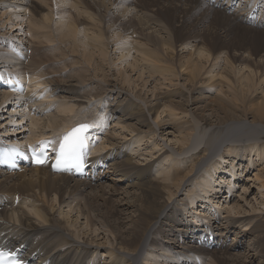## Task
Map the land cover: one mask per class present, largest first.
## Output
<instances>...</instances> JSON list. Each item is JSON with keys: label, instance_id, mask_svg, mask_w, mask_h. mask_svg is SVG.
<instances>
[{"label": "bare ground", "instance_id": "6f19581e", "mask_svg": "<svg viewBox=\"0 0 264 264\" xmlns=\"http://www.w3.org/2000/svg\"><path fill=\"white\" fill-rule=\"evenodd\" d=\"M42 1L43 0H41V2ZM44 1L45 3L49 4L51 8L53 6L56 10H59V16L58 14V17L56 16V19L58 21L55 26V32H58L59 37L75 38L81 33L82 25L80 22L83 19H81L80 16H83L86 13H89L90 11L87 7H85L86 0ZM155 1H157L155 5L157 7V10L162 13V15L160 14L162 21L166 22L167 24V27L165 28L166 35L167 37L169 36L171 38L170 34L172 35V31L169 28V24L173 22L176 23L178 19L179 25L184 26L183 23H185V19L184 17L180 19L175 15L167 14L173 9V6H185L183 4L185 0H173L171 1V3L170 0ZM191 1L195 2L196 8L193 6H186L187 8L192 9L194 11H200L201 9L205 10V14L202 15L196 27H198V25H200L201 23L203 24L205 19L210 17L208 16V14H212L214 16L215 24L219 28L216 27L209 29L210 33L214 35H212V37H217L221 40L227 41L229 38L227 30H225L221 26L223 23L225 24V22H232L233 26H235L241 32H244L246 35H248V37H252L253 48L256 53L264 44V35H262L264 34V0H248L247 2H244V0H239V2L238 0ZM236 1L238 2L237 10L233 8L234 3H236ZM6 3H8L9 6L23 10L24 12L30 11L31 14L35 18H37V20L38 18H40L41 23L40 25H38L40 28L49 27L48 24L51 22L52 17H48L49 15H45L44 17L42 16L43 18L40 17V15H38L37 13L38 11L36 10L40 8L44 9V7L42 4L37 3L35 0H18L17 3H12V0H0V6L5 5ZM76 5H78L79 8L75 7ZM158 5H160L161 7H159ZM213 8H217L218 10H215ZM68 10H70V14L74 16L75 20L73 19L74 21L72 22L68 21V18L66 17V15H68ZM150 12L153 14L152 16L148 12V15L151 16L150 18L153 19L154 17V19H156L157 16L155 15V18L154 11ZM90 16L91 15H89V17ZM161 19L158 18V20ZM130 26L131 25L128 24V27ZM206 32H208V30ZM127 34L130 37L134 35V32L130 30ZM145 37L152 44L149 45L150 48L138 49L134 46H121V48L117 50V53L120 56H123L124 53H131L132 50H137L136 52L140 54L142 61L152 62L154 64V66H152V76L156 75V73H159L164 77H168L170 84L173 83L175 78L178 79L180 77H187V80L191 82V85L194 82L197 84L204 78V76L207 75L210 76L208 78V81H211L213 79L215 80L217 76H221V79L223 78L225 81L228 80V82L232 84L231 86L233 93L230 92V95L232 93L231 100H227L229 95H226L227 98H221L218 95V98L214 97V99L212 96H205V93H201V95L195 96L198 93L195 91V89L198 90L197 86L196 88L191 90V92L189 91L188 93H185V91L183 90H180V92L178 93L175 92V94L172 93L173 95H171V97H164L160 94L161 97H158L160 95L156 96L158 97L156 99H158L159 104L157 103L156 106L153 105L149 107V112L153 115H156V121L159 118L158 116L162 107L164 108V110L166 108L169 109V112L171 111L172 113L170 114L174 116L173 113L177 115V111L181 112V114H187V111L184 110V106L191 107L199 103L202 104L201 106L203 108H199L202 112L207 113L211 111V114H209L210 116L201 115L202 112H200L194 115L199 118L202 122L209 124V126L211 124V127L215 126V128L219 130L222 129L221 131L231 127L237 130L241 129L242 131L255 135L258 141L264 140V68L259 69L258 67H252L250 64H248V60L243 57L241 58V64L239 65L238 69L236 68L235 61L232 58V63L234 64L236 70H238L239 75L241 72H244L245 69H247L246 71H249V73H246L247 75L245 76L241 74L244 76H241L243 79H241V77L240 79H236V76L234 77L232 73H227L225 71V73L218 72L215 74V69H218L217 66L213 65L210 70L206 69L205 66L210 64V59L212 58L213 61L219 60L221 58L220 56L222 55V53H219L216 49H210L206 42L204 44H200L198 39L199 37L194 38L190 35H186L189 40L184 41L181 44V48L183 50L189 49L188 52L190 54V59L186 63H182L180 61L179 70L178 66L175 65L174 62L168 63L169 60L164 58V54L160 52L162 50H165L166 47H170L173 45L167 37L159 39L156 38V36L151 35V33H147L146 35H144V38ZM93 39H96L98 42L97 36H95V38H91V40ZM11 41L12 43H10ZM11 41H5L6 43L4 41H0V75L2 77L5 78L6 75H9L13 78L17 77L20 81L21 78L24 79L27 77L26 75H29L28 78L30 84L31 81L34 79H47L48 81H46L50 85L48 87L51 90H49L48 88L46 89H48L47 93H50V96L56 97V95L62 93L65 95V97L63 98H65L66 100H72L75 103L73 105L66 104V109L64 110V112L72 114V117L70 119H65L55 115H49L46 123L43 124L42 120L36 119L37 117L34 115L40 114V116H42L45 112V114H48L50 111L48 110L49 107L42 108L43 104L35 102V98L30 96L29 94H27L26 96L14 94L8 89V87L4 88L3 86H0V98L2 101H0V111L3 110V112H5L4 108L14 106V110L12 112L9 111V113H14L12 115L13 117L11 118V120L13 122L18 121V124L16 126H21L26 123V127L25 125H23V130H15V133H13L14 131L9 129L8 132L1 133V136H14L12 134H9L13 133L16 134L17 137L12 138L10 140L0 137V150L16 149L18 145H21L22 148L23 144H34L36 142L41 141L42 139H54V137L61 134L62 131L67 132L78 122H87L86 118L88 115H79L75 108L78 107V110H80V108H83L86 105L85 100L91 98L92 96L97 97L102 94L105 95L107 91L102 92L103 87L101 85H99V87L97 88L95 87L97 91L92 88H86V80L80 81L81 78L79 76L76 79L77 83L74 85L70 84V82L66 80V83L65 81H56L62 80L63 76L59 73L64 72V70L60 71L58 70V68H51L54 66H58V63L60 62L61 58L58 61V59L53 57L55 53L53 52L54 55H51L48 52L49 47L47 48L46 46H34L33 48H31L28 47V45H24L29 44L28 42H19L18 40ZM81 42L85 50L90 45L86 40H82ZM193 49L195 50V53H191L194 51ZM30 50H32L31 55H29ZM171 51H174V49H171ZM101 52L103 53V51ZM174 52H176V50ZM196 54L199 59L198 61L197 59H195V61H197L195 63L193 61V58ZM202 60H205L206 63L202 64ZM228 61H230V59ZM161 64L167 67V70L158 69L159 65L161 66ZM182 68H184V72H182L181 76L180 73ZM2 73L5 74L2 75ZM238 74L237 77H239ZM223 79L222 81H224ZM217 84L215 82L212 85V88L216 87ZM220 84H223V82H220ZM222 90L223 88L221 89V91ZM207 93L210 92L207 91ZM46 95L47 94L45 93V96ZM110 95L106 97L110 107L108 115L109 117L105 116L101 119L97 118L94 120H90L91 117L90 119L89 117L87 118L90 120L88 121L91 122L89 124L96 127L94 133L90 135V137L93 138L92 148H94V150L92 154L89 153V156L92 155V157L88 161V172L90 174L85 179L74 178L73 176H70L68 174H54L49 170L47 166L28 167L26 165H22L23 167L21 166V172L7 171L1 168L0 166V235H3V238L0 239V244L10 249L22 248L24 258L32 259L31 262L34 261L33 264H88L95 261L97 262L98 258L100 259V257H98V254L100 256V253H104L105 255H107V258L102 259V257L105 256L103 255L99 260L98 264H121L122 262L123 264H152L153 262L156 264H173L169 263V261H173L175 262V264H189V262H192L191 264H246L248 263V260L243 261L244 256L242 255V253H235L236 249L246 247V251L248 252V259L249 257L252 258L251 262L249 263L264 264V215L244 216L242 217L241 221L238 219V217H234L238 219L237 221L231 220V214H228V217L223 219L225 220L223 221L221 219V216L218 215L216 217V227L219 231L217 236V232L214 231L216 230L214 227L215 224H211L209 221V223L207 224L206 222L209 218H206L205 215L198 216V220L199 217L202 220H199V222L194 225L193 222H188V219L195 216L194 213L191 212V209H188V206L182 207L183 203L181 202V206L180 208H178L179 213H181L180 216L176 212V206H171L174 189L177 187L180 190L181 188H183L184 184L190 183L194 180L192 178L190 179L192 175V177H196L195 165L190 164L186 168L180 167L179 163L177 165H171L169 167L160 165V170L158 171L159 176H153L152 168L153 165L156 164V162L158 163L159 158L162 159L163 162L166 161L168 158H170L168 160H172L171 157H173V154L170 155L169 152L166 151L162 155H160V157L156 159L154 163H150L148 165H145L144 167L139 166L131 158L128 152L124 151L123 145H121L120 143H113V136L107 135V143L111 144L110 146H115V151L111 153L117 151L116 155H118L120 160H114L109 164V166L111 167L110 169L114 172L113 177L119 178L110 179L112 175L108 178L105 176L103 170L106 169V166L103 164V155L101 154L102 152H99L103 147H101L102 145H100L99 147L97 146L101 136L103 135V132L100 131L101 123H106L109 119L115 118L114 123L116 125L123 126L122 128L125 129H130V132L137 133L136 136H140L142 134L141 129L145 127L150 130L151 134H154L156 131L154 127H152V125L150 124L149 116L146 114V112L141 106H137V104H134V102L131 101H127L129 102L128 105L124 106L122 104L123 101H115V99H111L112 97ZM254 95L261 96L260 98H257V96L254 97ZM47 97L48 96H46V98ZM180 99L184 101L187 105L182 102H179ZM4 105L6 106L2 107ZM22 107L25 110L29 108V115H27L29 117L26 120H24V117L21 116L19 113H16V111L20 110ZM239 113L240 115H238ZM16 114H18L19 117H17ZM30 114H32L33 116ZM176 115L174 116V118L177 117ZM29 120L31 121L32 134L31 136L26 137V129L30 131ZM193 120H195V118H193ZM249 121L250 123L248 124ZM187 122L188 121H185L186 126ZM39 125L42 126L40 128H43L45 126V129H50L52 133H48V130L41 132L34 131L33 129L39 128ZM183 125L185 124H180V126L179 124H177L176 126V128L179 126L178 129L181 139L178 138V134L176 136L177 139H179L178 142L181 144V151L184 150L185 146H188V144H190V140H192L191 137H193L192 131L194 130V128L192 127L189 129ZM159 127H161V125ZM155 128H157V126ZM18 133L20 135H18ZM53 133H56L57 135H52ZM142 139L143 138L141 137L139 142ZM24 141L27 142L25 143ZM203 141L204 139L201 140L199 137L196 139V141L194 140V143H196H193V145H196L195 148H197L199 145H202L201 143ZM254 142L255 141H250L249 144H256ZM96 146L98 149H101L98 150ZM253 149H255L254 146H249V149L242 147L240 149V152H234L232 150L230 152H227L225 158L227 160L233 159L234 161H237L240 158L238 163L244 165L245 162V168H248V163L250 162V159H248L245 154H242L241 151L252 152L254 151ZM22 151L27 152L28 148L24 146V150L22 148ZM95 151H97L98 153H95ZM106 153L108 154L110 152ZM230 155H232L233 157L229 158ZM262 156H264V152ZM200 159L202 158L198 157L193 159V161L197 162L200 161ZM167 162H169L168 165H170V161ZM180 169H182V171H180ZM220 170L221 164L216 161L215 163L214 161H212L210 171H207L203 176V183H195L196 185L194 187V193L192 197H196V203L192 204L193 209L197 208L199 203H204L205 201H202L203 199L213 198L217 194H220V185L224 182V178L218 176ZM262 171L263 172H259V174H255L254 178L255 182H257L259 185V189L264 191V170ZM28 172H31V175H28ZM231 177V181L236 180V178L238 177L236 170H234V175H232ZM106 180H111L114 182V184L129 182V184H127V188L139 191V193H132L133 191H126L127 195H125V197L132 198L133 201L131 200L126 203L119 202L118 206L124 211H118V209L117 215L116 211H112V213L115 214L117 217L118 213L121 212L119 214L121 216L119 223L121 224L124 221L122 216H126V212H128L129 210H134L135 216H133V219L131 218L133 220L132 226L129 227V229H127L126 231H120L119 229L115 230V228L113 229V226H110L111 224L109 222L108 224L106 221L110 217L106 220H102V217H100V215H97V213L94 214L93 211H96L98 208L94 209V202H91L93 200L86 199V196L83 195L84 192H86L88 189L93 188L92 185L101 188V190L104 191L102 189V185L104 186L102 182ZM216 183L220 185L216 186ZM231 188L232 186L229 185L228 189ZM260 193L264 198V192L261 191ZM108 198L110 197L108 196ZM89 203H92L93 207ZM219 204L221 205L222 202L220 201ZM261 205L264 207V202ZM235 206H230V211H238V215H240V209L242 208V206H240V204H236ZM63 207L70 209L74 207L72 209V212L77 210L78 218H80L81 216L86 220L85 228L91 229L89 231L90 234H86L85 232H83L81 234V238L71 230V228L74 227L75 223L73 224L72 222L71 224L69 223L70 221L67 222L64 219V221H62V219L58 218L59 216H63L61 212V209ZM111 207L109 206L108 208L110 209ZM112 208L110 210H112ZM105 216H108L107 213ZM162 216L164 217L162 218ZM185 217L187 219V223L184 222L183 218ZM115 222L117 223V221ZM157 224H160L158 228L156 227ZM176 224L178 226H176ZM240 225H245L252 228H250V232L245 233L241 231ZM161 227L163 228L162 231H160ZM237 229H240V231L237 232L236 237L241 239L234 241L232 244L228 245L226 242L230 234L235 233ZM80 232L81 231H79V234ZM151 234H153L154 237L151 236ZM101 236L103 237L102 240L105 239L106 241L104 245L100 244L99 242L97 244L96 241L93 242V240L100 238ZM248 236H254V239H251V242L247 245L246 238ZM88 238L89 240L91 238V243L87 241ZM150 238H152V240L149 242ZM81 239L83 240V242L80 243L79 240ZM193 240H196V243H193ZM197 243H199L200 245H198ZM240 243L242 244V246L239 247ZM214 244L215 249L212 248ZM208 258L210 259L207 262ZM112 259L115 260L112 262ZM109 260H111V262H109ZM145 260H147V263H144ZM181 260H183V262Z\"/></svg>", "mask_w": 264, "mask_h": 264}, {"label": "rangeland", "instance_id": "374dc122", "mask_svg": "<svg viewBox=\"0 0 264 264\" xmlns=\"http://www.w3.org/2000/svg\"><path fill=\"white\" fill-rule=\"evenodd\" d=\"M35 1L37 3L42 4L44 9H46L44 10L40 8L36 10L38 11L37 13L38 15H40V17L42 16L44 17L45 15L46 16L49 15L48 17L50 18L52 17L51 22L48 24L50 28L49 27H48L49 29L40 28L38 26L41 23L40 18H38L37 20V18H35L31 14L30 11L24 12L23 10L17 9L15 7H11L9 6L8 3H6L5 5L0 6V41L10 42L11 40H14V41L18 40L19 42H28L29 44H24V45H28V47H31V48H33L34 46H37V47L46 46L47 48L49 47L48 52L51 55H54L53 52L55 53L53 57L58 59V61L61 58L60 60L61 63L59 62L58 66H54L51 68L52 69L58 68V70L60 71L64 70V72L59 73V74H62L63 76L62 80H56V81L66 80V81H69L70 84L74 85L77 83L76 79L79 76L81 78L80 81L86 80L85 82L86 88H92L96 90V88L99 87V85H101L103 87L102 92L107 91V93L105 95L102 94L103 96L102 95L97 96V97L92 96L91 98L85 100L86 105L83 108H80V110H78V107H76L75 110L79 113V115L80 114H82V116L88 115L87 118L89 117L90 119L91 117L90 120H94L97 118L101 119L102 117H105V116L109 117L108 115H109L110 107H109V102L107 101L106 97L111 94L110 95L112 97L111 99H115V101L116 100L123 101L122 104L124 106L128 105L129 102L127 101L134 102V104H137V106H141L146 112V114L149 116L150 124L156 130L154 134H151L150 130H148L147 127H145L141 129L142 134L140 136H136L137 133L130 132L129 131L130 129L127 128L128 129L127 130L125 128H122L123 126L116 125L114 123L115 118L109 119L106 123H101L100 124L101 130L100 129L99 130L103 132V135L101 136L97 146L99 147L100 145H102L101 147H103L102 149L99 148L101 149L99 152H102L101 154L103 155V164L106 166V169H104L103 172L105 173V176L107 178L111 175L112 176L110 179L119 178V177H113L114 172L113 170L110 169L111 167L109 166V164L113 162L114 160H120L118 155H116L117 151L114 153H111L115 151V148H114L115 146H110L111 144L107 143L108 136H113L114 139H112V142L116 144L120 143L121 145H123L124 151L128 152L131 158L139 166L144 167L145 165L154 163V161L158 159L160 155H162L166 151L169 152L170 155L173 154L172 155L173 157H171L172 160H168L170 159L168 158L166 161L163 162V160L159 158L158 163L156 162V164L153 165V168H152L153 176H156V177L159 176L158 171L160 170V165L169 167L171 165L174 166L179 163L180 164L179 166L183 168H186L190 164H193L196 166V177L195 178L192 177L193 175L190 177V179L192 178L194 180L190 183L184 184L183 188H181L180 190L176 187L174 189L173 199L171 201V206L173 205L176 206L177 208L176 212L179 216L181 215V213H179L178 208H180L181 202L183 203L182 207L188 206V209H191V212H193L195 216L188 219V222L189 221L193 222L195 225L197 222H199V220L200 221L202 220L200 217L198 220V216L205 215L206 218H209L206 222L207 224L209 222L211 224L212 223L215 224L214 227L216 230L214 231L217 232L216 235L218 236L219 231H218V228L216 227V224H217L216 217L218 215H220L221 219L223 220L228 217V214H231V220H236V221L238 219L241 221L242 217L244 216H249V215L263 216L264 215V207L261 205L264 202V198L262 194L260 193L261 191L262 192L264 191L259 189V185L257 182H255V178H254L255 174H259V172L261 173L263 172L262 170H264V156H262L264 152V140H261L262 142L258 141L255 135L242 131L241 129L237 130L231 127V128H227L221 131L222 129L219 130L215 128V126L211 127V124L209 126V124L202 122L199 118H197L194 115V114H198L202 112L201 109L203 107L201 106L202 104H199V103L191 107L184 106V110L187 111V114H181V112L177 111L179 114L177 113L176 115L175 113H173L174 116L175 115L177 116L175 118L173 115H171L172 113L171 111L169 112V109L166 108L164 110L163 107L160 110V114L158 116L159 118L157 121L155 120L156 115H153L149 112L150 106H153V105L156 106L157 103L159 104V101L156 98L161 97V95L164 97H171V95L175 94V92L177 93L180 92V90H183L185 91V93L186 92L188 93L189 91L191 92V90L196 88V86L198 87V90L195 89V91L198 93L195 96H199L201 95V93H205V96H210V97L212 96L214 99V97L218 98V95L221 98H227L226 95H229L230 97L228 96L227 100L229 99L231 100V97H232L231 95L233 93L232 86H231L232 84L228 82V80L225 81L223 78L222 79L225 82L222 81V79L220 78L221 76H217L215 80L214 79L211 80L212 82L208 81V78L210 77L208 75L204 76V78L197 84L194 82L191 85V82L187 80V77H180L178 79L175 78L173 83L170 84L168 77H164L163 75H160L159 73L158 74L156 73V75L152 76L153 74L152 66H154V64L152 62L142 61L140 54L136 52L137 50H132L131 53H124L123 56H120L117 53V50L121 48V46H129V47L134 46L138 49L150 48L149 45H152V44L146 39V37L144 38V35H146L147 33H151V35L156 36V38H159V39L167 37L166 29H165L167 27V24L166 22L162 21L161 19L162 13L159 10H157V7L155 6L157 1L155 0H150V1L149 0L147 1L146 0L145 1L144 0H127L126 1L125 0L126 2H128L126 3L124 0L122 1L121 0H91V1L86 0L85 7H87L90 11L89 13H86L85 15L80 16V18L83 19L81 20V22L78 21L82 25L81 33L77 35L75 38L74 37L73 38L72 37H69V38L59 37L58 32H55V26L58 21L56 18L59 16L58 14L59 10H56L53 6H52L53 9H52L49 4L45 3L44 0L42 2L41 0H35ZM171 1L173 0H170V3ZM245 1L247 2L248 0H244V2ZM17 2L18 0H12V3H17ZM238 2L236 1V3H234L233 8L235 10H237L238 8ZM183 4L185 5L183 7L173 6V9L167 14V15H170V14L175 15L176 17H179L180 19L184 17L185 19V23H183L184 26L179 25L178 19L176 23L173 22L169 24L170 25L169 28L172 31V35L170 34L171 38L169 36L167 38L173 45L170 47H166L165 50L160 51L161 53L164 54V58L169 60L168 63L174 62V64L177 65L179 68L180 61L182 63H186L187 61H189L190 59V56H189L190 54L188 52L189 49L183 50L181 48V44L184 41H188L189 38L186 37V35H190L191 37H194V38L199 37L198 39H199L200 44H204L206 42L210 49H216L219 53H222V55L220 56L221 58L219 60L213 61V58H212L210 59V64L206 65L207 67L205 66V68L208 70H210L213 65L217 66L218 69H215L216 71L215 74L218 72L220 73L227 72V73H232L234 77L236 76V79H240L241 76L244 77L245 75L249 73V71H246L247 69H245L244 72H241L240 75L238 74V70H236V68L239 69V65L241 64V58L243 57L246 60H248V64H250L252 67H258L259 69L264 68V44L261 46L260 50L256 53V51L253 48L252 37H248V35H246L244 32H241L239 29H237L235 26L232 25V22H229V23L225 22V24L223 23L221 26L222 28L227 30V33L229 35V38L227 41L221 40L217 37H212L213 34L210 33L209 29L218 27L215 24L214 16L212 14H208V16L210 17L205 19L203 24L201 23L200 25H198V27H196L202 15L205 14V10L201 9L200 11H196V10L194 11L192 9L187 8L186 6H193V7L196 6L195 2L191 0H185ZM158 6L161 7L160 5ZM75 7L79 8L78 5H76ZM147 7L148 9L150 8L149 11ZM136 9H137V12H136ZM213 9L218 10L217 8H213ZM147 11L152 16L153 14L150 11H154V16L156 15L157 18L156 16H155L156 19H154V17L153 19L150 18L151 16L148 15ZM67 13L68 15H66V17L68 18V21L70 22L74 21L75 20L74 16L70 14V10H68ZM89 15L91 16L89 17ZM158 18H160L161 20H158ZM128 24H130L131 26L128 27ZM130 30L134 32V35L129 37L127 33ZM207 30L208 32H206ZM259 31H263V30H259ZM95 36L98 37V42L96 39L91 40V38H95ZM82 40H86L90 44L86 50L82 46V42H81ZM10 43H12V41ZM169 49H170V52H169ZM171 49H174V51L176 50V52L171 51ZM101 51H103V53ZM191 53H195V50ZM31 54H32V50L29 51V55ZM64 54L67 56H65ZM232 58L235 61L236 68L234 64L232 63ZM193 59L195 63L198 61L199 57H197V54L194 55ZM195 59H197V61H195ZM229 59L230 61H228ZM205 63L206 61L202 60V64H205ZM158 69L167 70V67L161 64V66L159 65ZM182 72H184V68L181 69V73H180L181 76H182ZM4 74L5 73H2V75ZM64 74L65 75L67 74L68 76L66 75L65 77ZM237 74L239 77H237ZM241 74H243L244 76ZM69 75L72 77V79ZM26 76L29 77V75H26ZM242 77L241 79H243ZM46 80H41V79L32 80L31 84L33 86L30 84L31 87L29 86L28 91L26 92V95L29 94L30 96L35 98V102L42 103L43 104L42 108L49 107L48 109L50 110L49 113L45 114L46 113L45 112L43 114L45 116L43 115L40 116V114L38 115L36 114L34 116L37 117L36 119L42 120L43 124L46 123L49 115H53V116L55 115V116L62 117L65 119H70L72 117V114L64 112V110L66 109V104L73 105L75 102H73L72 100H66L65 98H63L65 97V95L62 93L56 95V97L50 96V93H47V91L48 89L49 90L51 89L48 87L50 86L49 83L47 82L48 80L47 81ZM215 82L216 84L218 83L217 84L218 87L216 86L212 88V85ZM220 82H223V84H220ZM263 87H264V84H263ZM222 88L223 90L221 91ZM69 90H66V91H69ZM207 91H209L210 93H207ZM230 92H232L231 95H230ZM45 93L47 94L46 96H48L47 98L45 96ZM255 96H257V98H260L261 95H254V97ZM40 97H41V101H40ZM0 101H1V98H0ZM179 102H182L185 105H187L181 99L179 100ZM5 106L6 105L2 107H5ZM10 107L4 108L5 112H3V110L0 111V137L8 139V140L17 137L16 134H13L15 133V130L17 131L23 130V125H25L26 127V123H24L21 126H16L18 124V121L13 122L11 120V118L13 117L12 115L14 113H9V111L12 112L14 110V106H10ZM16 113H19L21 116L24 117V120H26L29 117L27 116L29 115L28 114L29 108L25 110L22 107L20 110L16 111ZM209 114H211V111L207 113H204V112L201 113V115L210 116ZM238 115H240V113ZM16 116L19 117L18 114H16ZM87 118L86 120L88 121L89 119ZM193 118H195V120H193ZM185 121H188L187 126H186ZM250 121L248 122V124L250 123ZM29 122H30V129H29L30 131L26 129L25 131L27 135L26 137H29L32 134L31 121L29 120ZM177 124H179V126L180 124H185L183 126L189 129L191 127L194 128V130L192 131V134H193V137H191L192 140H190V144H188V146H185L183 151H181V147H180L181 144L178 142V140L181 139V136L179 135V129H178L179 126L176 128ZM160 125L161 127H159ZM156 126L158 129L155 128ZM167 126H171V127H167ZM38 127L39 128H35L33 130L37 132L48 130V133H52L50 129H45V126L43 127L44 129L40 128L42 127L40 125ZM9 129L14 131L13 133H9L14 136H1V133L8 132ZM62 133H65V131H62L61 134ZM54 134L56 133H53L52 135ZM177 134L179 135L178 136L179 139H177V136H176ZM18 135L20 134L18 133ZM141 137L143 138L142 139L143 141L141 140L139 142ZM199 137L201 140L204 139L203 141L204 143L203 142L201 143L203 146L199 145L197 148H195L196 145L195 146L193 145L194 140L196 141V139ZM250 141H255L254 143L256 144H249ZM249 146H254L255 147V149H253L254 151L252 152L241 151L242 154H245V156L248 157V159H250V162L249 163L247 162L248 168H245V165H246L245 162H244V165L238 163L240 158L237 161H234L233 159L227 160L225 158L226 157L225 155L227 154V152H230L232 150L234 152H240V149L242 147L249 149ZM109 147H112V148H109ZM96 152L97 151H95V153ZM106 152H110V153L107 154ZM198 157H201L202 159H200V161L194 162L193 159L198 158ZM231 157L233 156L230 155L229 158ZM167 161H170V165H168L169 162ZM212 161H214V163L216 161L221 164V170L218 176L221 178H224L223 180L224 182L221 185L217 183L215 184L216 186L220 185V192H219L220 194H217L213 198L203 199L202 201H205V202L199 203L198 207L193 209L192 204L196 203V197H192L194 193V187L196 185L195 183L197 182L203 183V180H202L203 176L205 175L207 171H210V166H211ZM234 170H236L238 177L236 178L235 181H231L232 180L231 176L234 175ZM180 171H182V169H180ZM28 175H31V172H28ZM102 184H104V186L102 185V189L104 191H102L101 188H98L92 185L93 188L88 189L86 192H84L83 195L86 196V199L93 200L91 202L92 203L94 202L93 203L95 206L94 209L98 208L96 211H93L94 214L97 213V215H100V217H102V220H106L107 218L110 217L106 221L107 223L109 222L111 224L110 226H113V229L115 228V230L119 229L120 231H126L127 229H129V227L132 226V222H133L132 219H133V216H135L134 210L131 209L128 212H126L128 216L127 215L126 216L124 215V217L122 216L124 221L120 224L119 222H120L121 216L119 214L121 212L118 213V217L116 215H117L118 209H119L118 211L123 210V209H121L118 205H119V202L126 203L132 200V198L125 197V195H127L126 191H129V192L133 191L132 193H139V191L127 188L128 187L127 184H129V182L114 184L113 181L106 180L102 182ZM229 185L232 186L231 189H228ZM104 194L105 195L108 194V195L105 196ZM108 196L110 198H108ZM122 197L124 198V200ZM10 198H13V197H10ZM220 201L222 202L221 205L219 204ZM92 203H89V204L93 207ZM236 204H240V206H242V208L240 209L241 211L240 215H238V211L236 212H233L232 210L230 211V208H231L230 206L234 207ZM108 205L114 208L111 207L112 210H110L111 208L109 209ZM73 208L74 207H72V209ZM72 209L63 207L61 209L63 216H59L58 218L62 219V221L64 220H66L67 222L70 221L69 223L71 224L72 222L73 224L75 223L74 227L71 228V230L77 236H80L82 238L81 234L83 232H85L86 234H90L89 231L91 229L85 228L86 220L82 218L81 216L80 218H78L77 210L72 212ZM112 211L113 212L116 211V215L113 214ZM106 213L108 216H105ZM163 217L164 216H162V218ZM234 217L236 218L238 217V219ZM183 219H184V222L187 223L186 217ZM111 220H114V221H111ZM115 221H117L118 224ZM112 222H113V225H112ZM159 226L160 224L156 225L157 228ZM176 226L178 225L176 224ZM117 227H120V228H117ZM240 228H241V231L246 233V232H250V228L252 227L240 225ZM78 230L81 231L80 234ZM162 230L163 228L161 227L160 231ZM239 231L240 229H237L235 233L230 234L226 242L228 245L232 244L234 241L241 239V238L236 237L237 232ZM151 236H153V234H151ZM249 237L251 236H248L246 238L247 245L251 242V239H254V236L251 238ZM102 238L103 237L101 236L100 238L93 240V242L96 241L97 244L99 242L100 244L104 245L106 241L105 239L102 240ZM90 240L89 238L87 239V241L91 243L92 240L91 241ZM151 240L152 238H150L149 242ZM79 242L81 243L83 242V240L81 239L79 240ZM193 243H196V240L195 241L193 240ZM197 244L200 245L199 243ZM240 246H242L241 243L239 244V247ZM212 248L215 249V244L212 246ZM238 249L235 250V253L236 254L242 253V255L244 256L243 257L244 260L243 258L242 260L243 261L248 260V263L246 264H251L249 262H251L252 258L249 257L248 259V255H247L248 252L246 251L247 247L238 248ZM103 255L105 254L100 253V256L98 254V257H100L101 259ZM103 258L104 259L107 258V255L102 257V259ZM100 259L98 258V261L97 262L95 261L96 263L91 262L88 264H98ZM209 259L210 258L207 259V262ZM114 260L112 259V262ZM181 261L183 262V260ZM109 262H111V260H109ZM144 263H147V260H145ZM169 263L175 264V262L173 261L172 262L169 261ZM191 263L192 262H189V264ZM121 264H123V262ZM152 264H156V263L153 262Z\"/></svg>", "mask_w": 264, "mask_h": 264}, {"label": "snow or ice", "instance_id": "6c2138e0", "mask_svg": "<svg viewBox=\"0 0 264 264\" xmlns=\"http://www.w3.org/2000/svg\"><path fill=\"white\" fill-rule=\"evenodd\" d=\"M89 127H91V125L82 124L64 136L63 143L60 146V156L57 159V168H60L61 165L76 168H80L82 166L83 149L86 147L83 133L86 132ZM43 162L44 161L39 157L36 159V163L38 164ZM4 259L5 254L0 253V260Z\"/></svg>", "mask_w": 264, "mask_h": 264}]
</instances>
